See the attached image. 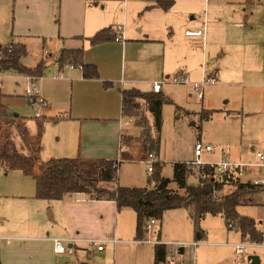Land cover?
<instances>
[{
  "label": "crops",
  "instance_id": "crops-1",
  "mask_svg": "<svg viewBox=\"0 0 264 264\" xmlns=\"http://www.w3.org/2000/svg\"><path fill=\"white\" fill-rule=\"evenodd\" d=\"M158 1H68V16L77 30L71 24L63 27L61 23L55 46L64 45L62 52L82 48L83 62L96 65L100 78H84L82 70L70 63L60 67L58 57L53 58L44 50L40 61L44 64V78L40 85L45 105L34 121L9 109L16 100L3 91L5 71L0 74L2 101L13 113L3 120L9 134L3 139L8 154L34 158L38 173L41 165L51 159L118 161V173L123 164L144 163L146 151L132 146L129 131L124 130L127 122L122 91L153 93L154 81L184 72L192 81L204 75L218 79L216 84L205 87L202 98L196 95L195 103L199 105L194 110L186 109L197 115L216 110L208 119L200 115L199 138L216 147L218 158L214 161L221 160L224 154L235 161L257 160L256 152L264 151V3L256 7L254 2H232L223 9L211 0H175L165 9ZM61 4L63 9V0ZM118 26L124 28V40L112 37L121 32ZM108 27L113 29L111 38L93 44L90 38ZM198 29H204L201 36L186 33ZM56 71L60 73L58 78L53 77ZM105 82L112 85L106 86ZM170 85L179 90L174 87L172 91ZM192 92L195 91L191 84L167 82L160 94L168 103H177L180 99H193ZM21 96L27 97L24 87ZM206 130L213 131L214 136L204 140ZM156 157L161 161L160 155ZM11 172L23 174L20 170L6 174ZM259 176H264V168L250 170L241 181ZM21 178L27 183L26 178ZM31 182L36 187L34 177L28 181L29 186ZM120 185L138 187L121 178ZM258 194L256 203L238 207L241 214L251 215L241 211L245 205L264 206V192ZM12 197L15 200L8 201L4 211L0 206L1 264H126V259H120L122 248L135 250L138 259L151 255L148 245L152 244L136 242L137 214L130 207L118 210L113 200L91 199L80 192L68 193L59 200L38 199L34 190L25 192L21 186L7 198ZM173 211L176 213L172 219L176 217L181 229L186 230L185 216L191 215V211L170 209L160 222L159 236L163 241H186L194 235L193 228L190 227L188 236H182L164 227L166 214ZM208 215L211 214L202 222ZM255 220L264 233V222ZM55 238L74 239L67 242L71 251L56 254ZM113 238L118 242H105L102 251L89 242ZM108 245H112V252L107 254ZM168 246L165 247L169 251ZM96 251L97 255L91 254ZM154 260L155 248L154 255L141 264H154Z\"/></svg>",
  "mask_w": 264,
  "mask_h": 264
},
{
  "label": "rangeland",
  "instance_id": "rangeland-1",
  "mask_svg": "<svg viewBox=\"0 0 264 264\" xmlns=\"http://www.w3.org/2000/svg\"><path fill=\"white\" fill-rule=\"evenodd\" d=\"M68 1L69 0H63L62 9V0H0V47L4 48L11 43L26 44L27 54L22 57L21 61L25 66L27 65V67L31 66L30 68H33L32 66H37L40 63L45 55L44 50L51 53L53 58L58 57L59 60L62 54L61 49L64 45H61L60 47L55 46V38L59 33L61 23H63V27L71 24L72 29L77 30L76 25L72 26L71 19L68 16ZM211 2L216 3V5L220 3V7L223 9L225 5H230L232 2L236 4L242 3L244 5L250 4L248 0H211ZM253 2L255 3V6H258L263 5L262 3H264V0H253ZM0 74L2 75L3 71H0ZM43 78L44 74H42V77L37 80L40 87V83ZM26 86V74L19 73L14 69L7 70L3 74V91L7 93L8 96L14 97L16 100L14 105L9 106V109L14 113L25 115L35 121L37 112H41V109H44V107L32 104L27 97L21 96L22 89L23 87L26 88ZM174 87L179 90V87L170 85L171 90ZM192 94L193 99L190 101L180 99L177 101L178 104L165 103L163 105L161 114L162 129L159 154L155 153L151 144L153 137L155 136L154 113L152 109L148 103L141 98H137L134 103H132L134 104L133 106L131 102L126 103L125 112L127 125L124 127V130L128 129L129 131L127 136L131 139V145L141 147L146 151V155L148 152H154L155 155H160L163 163V176L174 177L175 162H185L186 160L195 158V143L201 136L202 128L200 115H197L194 112L188 113L186 111V109L194 110L196 106L199 105V102L195 103L197 93L192 92ZM10 116L2 118L0 121L1 140L3 136L6 137L8 134L3 120ZM212 134H214V132L211 130L204 131V140L206 137H213L214 135ZM217 158L218 155L215 152L205 153L202 157V159L206 162L214 161ZM6 172L5 167L0 165V206L3 211L8 201L15 200L13 197H7L11 196V194H13L19 186H21L25 192L30 190L31 192H33V190L36 192V187L33 182H31V186L28 185V181H32L33 179L32 176L25 174L23 176V174H15V172L6 174ZM192 172L193 175L190 176L189 182L198 183L197 174L195 171ZM153 174L154 172L148 171V164L145 161L144 163L139 162L135 164H123L118 173V184H120L121 178V181L123 182L136 183L138 187L151 188L156 184L152 178ZM21 177L26 178L27 183H25ZM102 184L111 186V183ZM169 187H173L171 189L176 192H184L178 188L176 182L169 184ZM250 188L251 187H246V190L242 191V199H244L247 203H256L259 195L258 193L262 191L264 192V189L258 192V195H251ZM256 188L258 189V187ZM235 189V184H231L230 182L225 184L223 188L215 192V194L217 196H223ZM250 197L253 199L252 201H249ZM241 211L251 214L250 217L264 222V206L245 205L241 208ZM175 213L176 212L173 211L166 214L164 227L173 234L176 233L183 236L186 233L188 236L190 227L194 230V223L191 219V215L185 216V221L187 223L185 230L184 228L181 229L179 220L175 221L176 217L172 219ZM160 222L161 220H158L157 225L154 227L155 230H159ZM190 223L192 224L190 225ZM201 226L207 231V236L204 240H201L202 242H200L196 248L185 246V258H192L195 255L196 264H264V241L261 244L259 243V245L246 240V242L250 244L246 257L240 260L236 259L234 254V244L241 241L242 237H239L236 229L228 228L226 220L223 216L208 215L205 221H201ZM146 235L148 234L146 233ZM187 238L188 239L186 241L182 242L187 244L195 239L194 235ZM64 244L67 246L68 243L64 242ZM120 246H124V244ZM148 246L150 248L151 255H145L138 259L136 258L135 250L122 248L119 250L120 259L122 262L126 259V264L144 263L146 260H149V256L154 255L155 246ZM173 247L175 246H168V248ZM110 251L112 252V245L107 246V254ZM91 254L97 255L98 253L96 251L91 252ZM250 255H257L262 260L255 263L253 260L249 259ZM95 258L98 257L96 256Z\"/></svg>",
  "mask_w": 264,
  "mask_h": 264
},
{
  "label": "trees",
  "instance_id": "trees-1",
  "mask_svg": "<svg viewBox=\"0 0 264 264\" xmlns=\"http://www.w3.org/2000/svg\"><path fill=\"white\" fill-rule=\"evenodd\" d=\"M175 0H159L158 5L169 8ZM249 3L253 0H248ZM112 27L98 31L90 38L93 44H97L111 38ZM116 40V35H112ZM27 54V47L21 43H11L8 46L0 47V71L14 69L19 73L41 76L44 70L43 62L36 67L25 66L21 59ZM84 50L65 49L58 60L60 67L66 63L80 67L84 78H100L98 67L83 62ZM106 86L112 85L105 82ZM122 96L124 106L126 103L137 98L145 100L154 113L155 136L151 142L152 149L156 154L160 153L161 129H162V107L168 103V99L160 93L142 92L136 89L123 90ZM4 93L0 86V121L13 113L3 103ZM134 104H132L133 106ZM216 110L202 111V119H208ZM0 139V164L5 166L6 171L20 170L23 174L32 176L36 180V198L46 200H59L68 193H86L91 199L113 200L117 209L130 207L137 214L136 237L142 238L145 234L144 222L149 217L162 220L166 211L175 208H186L191 211L194 223L195 240H204L206 231L201 226V221L207 214L222 215L229 229H236L240 232L242 240H249L253 243H262L264 234L258 228L257 222L250 216L239 212L241 204H247L242 199V191L251 187L250 194H257L263 187L241 183L226 177H216L213 169L206 165L203 167V176L198 183H190L189 178L193 170L187 162L174 163V177L170 179L162 175L163 163L159 159L154 164L152 176L155 181L153 188L128 187L118 184L119 162L100 160L95 162H77L65 159H51L42 164L40 173L36 170V160L30 156H11L7 145H1ZM171 182H176L178 188L184 192H176L169 187ZM234 183L236 189L230 193L217 196L215 192L221 190L227 183ZM102 183H111V186ZM256 188V189H254ZM244 193V192H243ZM253 199L250 197L249 201ZM167 249L164 245L155 246L154 264H161L166 257Z\"/></svg>",
  "mask_w": 264,
  "mask_h": 264
},
{
  "label": "built area",
  "instance_id": "built-area-1",
  "mask_svg": "<svg viewBox=\"0 0 264 264\" xmlns=\"http://www.w3.org/2000/svg\"><path fill=\"white\" fill-rule=\"evenodd\" d=\"M123 27L118 26L117 30L121 32L119 34L116 33V40H124ZM204 29L198 30H188L186 31L187 35L191 36H201L203 34ZM80 68V67H79ZM60 76L59 71L55 72L54 78H58ZM38 75H30L26 74L27 86L25 88V94L28 97V100L32 104L43 106L45 105V100L41 96V87L38 85L37 80L41 78ZM173 83L178 85H189L193 86L194 91L197 93L199 98L204 96V89L206 86L211 84H216L218 79L215 76L204 75L198 81H192L191 78L184 72H178L168 78L157 80L153 82V92L160 93L162 92L164 83ZM5 137H2V141ZM3 144H5L3 142ZM216 147L212 143L204 142L198 139L195 143L194 148V156L195 158L191 161L187 162L193 171L198 176V179L203 176V167L206 165L210 166L213 169V172L216 177L219 178H228L239 181L241 183H250L256 187L264 188V176L253 177L248 181L242 182L241 179L243 176L249 173L250 170H258L264 168V151H257L256 157L257 160L255 162H244V161H235L231 159L230 155L224 154L221 160L218 161H210L206 162L202 159L205 153H213L215 152ZM158 158L156 157L154 152H148L145 162L148 164V171L152 172L154 168V164L157 162ZM42 167V165H41ZM41 170V169H40ZM158 219L155 217H149L144 222V231L145 234L142 238L136 239L137 243L140 244H152V245H174L175 247L171 248L169 251L167 250L165 260L161 264H196V256L194 255L192 258H185L186 248L193 247L196 248L201 240H195L190 243L179 242V241H163L159 236V230H155V225H157ZM146 233L148 235H146ZM8 242L11 241L10 238L6 239ZM54 251L58 255H64L71 251V247L64 242H74V239L64 240L60 238H55L54 240ZM107 241H112L113 243L118 242L117 238H113L111 240H101V239H90L89 242L91 245L95 246L99 251L104 249V244ZM253 243V242H252ZM259 244V243H257ZM261 244V243H260ZM259 244V245H260ZM249 243L246 241H239L234 244V254L237 260H240L246 257L247 252L249 250ZM184 249L182 252L181 249Z\"/></svg>",
  "mask_w": 264,
  "mask_h": 264
},
{
  "label": "water",
  "instance_id": "water-1",
  "mask_svg": "<svg viewBox=\"0 0 264 264\" xmlns=\"http://www.w3.org/2000/svg\"><path fill=\"white\" fill-rule=\"evenodd\" d=\"M152 111H153V108H152ZM181 251L183 252L184 249L182 248ZM249 259L250 260H253L255 263H257L259 261V256H257V255H250L249 256Z\"/></svg>",
  "mask_w": 264,
  "mask_h": 264
}]
</instances>
